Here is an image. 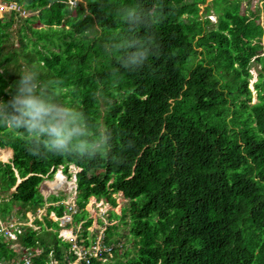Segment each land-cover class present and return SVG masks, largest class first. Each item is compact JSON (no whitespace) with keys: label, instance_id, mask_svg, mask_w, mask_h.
I'll list each match as a JSON object with an SVG mask.
<instances>
[{"label":"trees","instance_id":"trees-1","mask_svg":"<svg viewBox=\"0 0 264 264\" xmlns=\"http://www.w3.org/2000/svg\"><path fill=\"white\" fill-rule=\"evenodd\" d=\"M13 1L30 14L19 17L23 22L15 33L13 15L0 16V97L8 99L5 90L17 72L38 69L43 80L62 82L61 99L106 133L107 144L91 160L37 158L0 130L4 159L12 153L9 161L0 160L2 219L25 220L28 210L35 213L49 202L45 224L36 219L39 229L24 225L16 242L0 241V256L11 259L29 247L31 264H48L52 257L64 264L74 257L71 242L58 236V221L47 217L50 210L61 215L67 208L63 194L45 198L39 189L61 165L70 176L74 164L79 170L73 216L83 220L78 242L96 237L85 208L91 195L112 206L118 191L127 199L120 213L109 215L125 223L127 232L108 223L103 237L107 244L122 241V256L91 257L82 264H264L259 12L242 11L244 0H134L142 13L158 14V23L133 32L121 20L124 0H80L75 7L71 0ZM132 39L157 42L138 71L121 63ZM252 63L259 66L255 102Z\"/></svg>","mask_w":264,"mask_h":264},{"label":"clouds","instance_id":"clouds-1","mask_svg":"<svg viewBox=\"0 0 264 264\" xmlns=\"http://www.w3.org/2000/svg\"><path fill=\"white\" fill-rule=\"evenodd\" d=\"M79 2L80 0H71L73 7ZM124 3L128 7L123 9L121 20L130 31L135 32L140 27L147 30L149 27L157 25L158 14L142 13L135 7L134 0H124ZM156 43V41L130 40L127 47L131 51L121 58L123 68L129 71H138L144 68L154 55ZM17 73L18 79L5 90L8 99L0 97V130H7L10 134L15 135L23 142L26 151L37 158L61 156L91 160L103 153L107 144V134L101 133L98 128H93L88 123L84 112L61 99L63 84L60 80L45 81L41 78L40 71L35 68L22 69ZM75 167L78 171L79 167ZM73 182V194L75 195L72 198V203L74 204V211L69 209L71 203H65L63 198L61 201L67 205L63 213L67 212L72 215V222H68L67 225L74 223L80 225L79 228L81 229L83 220L80 219L76 222L73 216L77 208L75 202L76 175ZM118 192L121 193V191ZM121 194L123 195V193ZM90 197H93L94 202L100 200V203H103V198H96L93 195ZM50 211L56 214L54 210ZM108 220L110 221L109 217ZM104 234L105 231L102 237ZM79 236L80 233L78 232L77 238ZM123 244L122 241L117 242V245L113 243L112 255L110 256L115 257L117 254L121 256L124 251Z\"/></svg>","mask_w":264,"mask_h":264},{"label":"rangeland","instance_id":"rangeland-1","mask_svg":"<svg viewBox=\"0 0 264 264\" xmlns=\"http://www.w3.org/2000/svg\"><path fill=\"white\" fill-rule=\"evenodd\" d=\"M262 1L263 0H249V1L244 0L241 3V10L243 11V10L246 9L247 11H250L252 13L259 12V14H260L259 20H260L261 23L264 24V12H262L260 10L261 5H262ZM204 5L205 4H201L200 5V7H201L200 11L201 12L203 11ZM2 14L4 15L3 12H0V16ZM28 14H30L29 11H24L23 9H21L19 14H17V15L14 14L13 15V19H14L13 32L14 33L16 32V27H18L23 22V20L25 19V17ZM19 17L22 18L23 20H21ZM208 17H209V19L214 21L216 19V14L214 12H211L210 14H208ZM14 37H16V35ZM258 67L259 66L256 65L255 63L254 64L252 63L251 66H250L251 76L249 78V87L252 89L251 102H255L257 100L256 91L254 89V82L256 81L257 76H258ZM0 149H3V148H0ZM11 155L7 159H2L1 157H0V159L2 161H8L11 158ZM76 170H77V168L74 165H70L69 166V172L71 173V175L67 176L65 173L62 172V166H59L57 171L53 174L52 178H48V179L46 178L40 183L39 189H40L42 195L46 198L48 195H50L52 193H54V194H63L65 203H72V198L75 195V194H73V190H74V182L73 181H74V176H75V171ZM59 172L61 174H63L62 176H63V181L64 182L61 181L57 186L50 187L48 182L54 180L56 178L57 173H59ZM18 180H20L19 177L17 178V182H18ZM13 188L14 187L10 188V190H12ZM115 196H116V202L117 203L114 206L110 205L108 202H106L104 200H103V203H100V200L94 202L93 201V197H90L88 199V201H87V203L85 205V208L88 210L89 216L92 218L91 225L88 227L91 232L94 231L97 235L100 236V234L104 233V231H105L104 227L108 223H119L116 231H118L119 233H126L127 232V226H125V223L121 222L119 219H113L112 218V219H110V221L108 220L110 210H113L116 213H120L121 212V208L124 207V205L126 204V201H127V199L124 198L123 195L120 192L115 193ZM48 204H49V202H47L45 204V206L37 208L35 213L32 212V213H34L36 215L32 214L30 210H28L26 212V215H27V218H28L27 219L28 223L33 224V228L34 229H39V224L36 223V221H35L36 219L41 220L43 222V224H45L46 218L44 217V215H46V212H47L46 206ZM76 210H77V208H76ZM12 211H13V214H14L16 212V209H13ZM48 213H50V212H48ZM52 216H53L52 214H49L47 217H49V218H51L53 220H57V219H55ZM11 219H14V220L20 222V220L17 218V215L16 216L12 215ZM57 221H59V220H57ZM65 221H67V220H63L60 223H63ZM65 225H67V224H65ZM72 225L77 230V232L80 233V230H79L80 228H78V225H75L74 223ZM68 226H70V225H68ZM62 227H63V229L67 228V227H64V226L60 227V225H59L58 231ZM58 234H59V232H58ZM126 238L127 237H123V240H124L125 244L127 243V246L133 248L132 242L129 241L128 239H126ZM70 241L73 243V242H76L77 240L75 238V239H72ZM117 256L120 257V254H117Z\"/></svg>","mask_w":264,"mask_h":264},{"label":"built area","instance_id":"built-area-1","mask_svg":"<svg viewBox=\"0 0 264 264\" xmlns=\"http://www.w3.org/2000/svg\"><path fill=\"white\" fill-rule=\"evenodd\" d=\"M23 9L19 4H17L13 0H0V12H3L4 14H12V15H17V12H20V10ZM26 11L25 9H23ZM3 16V14L1 15ZM69 209L74 211V204L71 203L69 204ZM32 213V212H31ZM34 214V213H32ZM49 214H52L55 219L59 220L58 223L63 227L58 231L59 234L58 236L63 239V240H72L75 239L77 240L78 232L77 230L72 226L65 225L68 222H72V215L70 213L64 212L61 216H57L53 211H50ZM48 214V215H49ZM36 215V214H34ZM28 219V218H27ZM20 220L16 221L14 219H2L0 217V241L2 240H12L16 242L18 233L22 230V226L27 225L33 228V224L28 223V220ZM63 220H67L63 223H60ZM80 225H78V228ZM34 229V228H33ZM103 233L97 235L95 239L90 240L89 243H78L76 242H71L70 248L68 251H73L74 257H66L65 263L64 264H82L84 263H89L91 257H96L98 259H101L102 261L106 260L108 256L112 255V244H107L103 242ZM24 250H22L19 254L15 255L13 258H6L4 256H0V264H31V256L33 255L32 251L30 250L31 248L29 247H24ZM37 251V250H36ZM107 253V255L105 254ZM51 254V252H50ZM79 261V262H78ZM48 264H60L59 260L57 258L52 257L49 261Z\"/></svg>","mask_w":264,"mask_h":264},{"label":"bare ground","instance_id":"bare-ground-1","mask_svg":"<svg viewBox=\"0 0 264 264\" xmlns=\"http://www.w3.org/2000/svg\"><path fill=\"white\" fill-rule=\"evenodd\" d=\"M11 149V148H10ZM4 153H6L5 152V150H2V149H0V155L2 156V159H4ZM61 181H63V176H62V174L59 172V173H57V175H56V178L54 179V180H52V181H49L48 183H49V185H50V187H55V186H57ZM66 181V180H65ZM64 182V181H63ZM59 188V187H58Z\"/></svg>","mask_w":264,"mask_h":264},{"label":"crops","instance_id":"crops-1","mask_svg":"<svg viewBox=\"0 0 264 264\" xmlns=\"http://www.w3.org/2000/svg\"><path fill=\"white\" fill-rule=\"evenodd\" d=\"M6 148H9V147H6Z\"/></svg>","mask_w":264,"mask_h":264},{"label":"water","instance_id":"water-1","mask_svg":"<svg viewBox=\"0 0 264 264\" xmlns=\"http://www.w3.org/2000/svg\"><path fill=\"white\" fill-rule=\"evenodd\" d=\"M19 181V180H18ZM122 193V192H121Z\"/></svg>","mask_w":264,"mask_h":264}]
</instances>
